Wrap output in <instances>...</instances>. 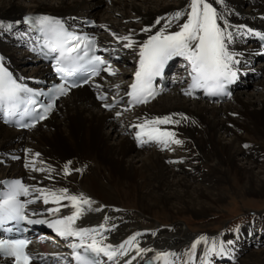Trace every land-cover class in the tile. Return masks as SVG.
Instances as JSON below:
<instances>
[{"label":"bare ground","instance_id":"obj_1","mask_svg":"<svg viewBox=\"0 0 264 264\" xmlns=\"http://www.w3.org/2000/svg\"><path fill=\"white\" fill-rule=\"evenodd\" d=\"M97 1L33 0L28 5H16L15 0H0V64L18 79L54 80L49 77L48 65L38 62L28 49L31 32L20 17L29 13L53 15L73 26L95 19V27L87 31L97 33L98 44L117 57L112 64L118 72L114 76L104 72L69 91L55 103L50 115L31 129L15 130L0 123V179L23 177L29 186L83 193L92 203L82 206L75 226L104 223L103 243L119 245L133 233H140L136 242L149 251L138 255L133 249L108 264H124L125 260L138 264L141 258L166 251L177 254L172 258L175 264H205L204 241L191 256L186 254L201 235L208 243L213 238L224 241L228 249V255L209 256L211 264H264V248L250 247L257 242L252 239L253 231L263 230V225L256 229L247 224L231 233H219L212 226L221 223L225 227L220 219L200 230L174 222L175 217L185 215L199 220L219 214L218 207L226 198L264 193V61H254L258 52L254 33L264 32V0H208L232 26L230 31L245 26L229 45L238 54L235 67L239 80L228 100L209 103L188 98L181 91L185 84L178 72L149 103L128 109L121 103L107 110L96 95L106 93L108 100L119 95L130 81L138 53V47L124 48L125 42L117 37L131 34L136 45L142 43L164 26L163 19L158 25L154 23L157 17L184 9L189 0H108L103 7L107 15L97 9ZM184 19L186 16L167 30H177ZM218 23L222 25L223 20ZM149 25L152 27L147 32L141 31ZM247 29H252V34L244 35ZM19 42L23 45L20 61L13 53ZM258 85L262 89H254ZM246 87L252 90H244ZM179 113L186 119L175 115ZM170 114L180 123L159 127L174 132L181 143H169L168 147L155 141L148 147L137 144L134 132L138 123ZM65 164L70 169L67 174ZM26 199L32 200V195ZM57 207L56 213L46 211ZM27 210L32 216L49 215L47 221L73 211L69 201L46 204L42 198L34 200ZM251 222L254 225L255 221ZM44 227L52 230L47 223ZM42 236L49 242L37 240L32 247L47 254L57 238L49 233ZM0 263L9 264L1 258Z\"/></svg>","mask_w":264,"mask_h":264},{"label":"snow or ice","instance_id":"obj_2","mask_svg":"<svg viewBox=\"0 0 264 264\" xmlns=\"http://www.w3.org/2000/svg\"><path fill=\"white\" fill-rule=\"evenodd\" d=\"M221 2L222 0H217V3ZM185 16L186 19L183 20V23L177 24V30H167L173 23ZM25 19L31 24L32 29L41 34L43 49L47 50L45 54H54L52 66L61 79L60 84L53 85L49 89L48 102L41 104L35 99L39 95L36 90L18 82V79L14 78L13 74L0 64V111L6 116L28 117L30 124L21 126L29 127L34 125L37 119L43 120L52 110L53 101L68 92L69 88L66 85L69 79L73 81L70 86L76 87V79H79L81 83L88 82L78 75L81 72L87 73L90 80L91 77L97 75L101 68L110 75L114 74V71L107 61L94 54L97 47L94 37L69 31L61 20L55 17L37 15ZM161 19H163L164 26L154 31L153 34H149L138 45L132 39L131 34L117 37L119 41L125 42L124 48L138 47V59L135 62L133 79L127 86V107L131 108L135 104L147 103L156 95L157 90L153 86V79L161 74L165 64L173 57H183L186 61L187 75L190 80L187 89H181L185 95H192L195 89H202L208 95L225 94L226 85L237 77L238 69L235 65L239 63L236 59L238 54L231 51L229 45L233 42L234 35L241 34L245 26L241 25L238 26V29L230 31L232 26L208 0H189L184 9L168 13L164 18L157 17L154 23L160 24ZM221 20H223L222 25L218 23ZM100 27H104V25ZM150 27L152 26L149 25L141 31L147 32ZM252 31V29H247L243 31V34H252ZM254 34L264 39V34L259 32ZM98 98L103 100L104 96L100 95ZM117 99L118 97L114 98L113 103ZM103 106L111 108L112 104L104 103ZM116 115L119 116L120 113L117 112ZM175 115L186 119L183 113ZM178 123L180 121L174 119L173 114L145 119L136 125L134 132L136 142L140 144L155 141L164 147H168L169 143L179 144L181 141L175 139L174 132L159 127V125ZM27 151L25 149V152ZM25 166H28L27 163ZM36 170L39 171V169ZM63 171L65 174L70 171L68 164H65ZM36 193H39V196ZM30 194L32 200L19 198L21 195L28 197ZM39 198H42L46 204L52 202L59 205L60 201L64 200L70 202L73 211L69 215L58 216L50 221L37 220L35 222L47 223L61 237L78 238L79 243L73 241L68 245L72 249L71 255L76 264H100L96 257L101 254L106 256L109 261H114L117 256H124L125 253L133 249L138 255L149 251L147 248L140 247L136 242V237L140 233H133L119 245H110L103 243L105 239L102 235L105 228L104 223L93 227H76L75 221L82 214V206L92 203L83 193L69 194L65 188H38L26 185L20 179L7 181L3 191H0V227L9 221L19 223L27 220L28 223H33L26 214L25 205ZM46 211L52 214L58 212L59 208H47ZM113 227L115 226L113 225ZM201 241L207 245L204 254L205 264H211L208 257L213 254L216 256L228 255L224 241L217 242L213 238L212 242L208 243V238L204 235L198 236L192 241L186 254L191 256ZM27 243L28 241L25 239L0 240V255L13 258V264H29L32 256L26 251ZM231 243V241H227V244ZM80 249L83 251H79ZM176 256L177 254L172 251L157 252L153 259L158 260L160 264H175V260L172 258ZM124 264H128V261L125 260Z\"/></svg>","mask_w":264,"mask_h":264},{"label":"rangeland","instance_id":"obj_3","mask_svg":"<svg viewBox=\"0 0 264 264\" xmlns=\"http://www.w3.org/2000/svg\"><path fill=\"white\" fill-rule=\"evenodd\" d=\"M32 1L33 0H15V3H16V5H21V4L22 5H28ZM97 2H98L97 3L98 4L97 9H100V11L103 15H107L108 12L104 11L103 7L105 4H108L107 3L108 0H105V1L104 0L103 1L98 0ZM106 19L112 20V17H108ZM94 23H95V19H94ZM98 31H100V30H98ZM98 33L100 35L104 34V32H102V31H100ZM22 44H23V42H22ZM22 47H23V45H21V42H19L18 44L15 45V47H13V49H14L13 53H14V56H16V60H19V61L21 60L20 57H22V52H21ZM22 66H23V64H22ZM253 75H255V74H253ZM244 79H246V78H244ZM249 80L252 81L254 79L249 78ZM255 80H258V79L255 78ZM260 88H261V86L258 85L254 89L260 90ZM244 90L250 91V90H252V88L246 87V88H244ZM164 95H165V93H164ZM233 185L236 186L237 184H235L233 182ZM262 194H257V195L256 194H253V195L247 194L246 196H243L241 198L240 197L226 198V200H224L220 204V207H218V209L220 211L219 214H213L211 216L203 217L199 220H194L193 216L185 215L182 217L181 216L175 217L177 219H175L174 222H178L184 228L186 227L185 225L187 224L190 227V229H192V230H196V229L200 230V229H204L205 227H209L207 225L214 223L215 220H216L215 222H218L221 220L220 222H222V223H223V221H225V223H226L225 227L221 223L218 226L213 225L212 226L213 229L210 227L212 230H218L219 233H222V232L231 233V232H234L237 228L243 227L247 224L253 226L254 228L261 227L263 225V228H264V193H262ZM251 221H255L254 225L252 224ZM228 223H230V224H228ZM256 229H259V228H256ZM249 234H248V236H249ZM253 234L254 235L252 236V239L253 240L256 239L257 242H255V244L253 243L252 245H250L251 249L255 250V249H260L262 247L264 248V236H263L264 235V229L261 231L255 230V231H253ZM259 238L261 239L260 241L258 240ZM41 241L45 242V243L49 242V240H46L45 238L44 239L41 238ZM248 247L249 246H247V249H248Z\"/></svg>","mask_w":264,"mask_h":264},{"label":"water","instance_id":"obj_4","mask_svg":"<svg viewBox=\"0 0 264 264\" xmlns=\"http://www.w3.org/2000/svg\"><path fill=\"white\" fill-rule=\"evenodd\" d=\"M25 15H27V14H23L20 18H21V20H22V18L25 16Z\"/></svg>","mask_w":264,"mask_h":264}]
</instances>
